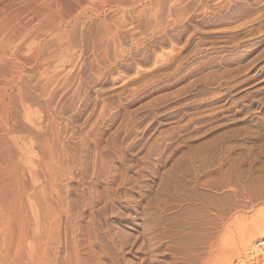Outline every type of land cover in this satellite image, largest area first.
<instances>
[{
	"label": "rangeland",
	"instance_id": "rangeland-1",
	"mask_svg": "<svg viewBox=\"0 0 264 264\" xmlns=\"http://www.w3.org/2000/svg\"><path fill=\"white\" fill-rule=\"evenodd\" d=\"M56 2L0 0L30 170L2 155L0 198L32 187L9 264H264V0ZM22 27L56 36L38 65Z\"/></svg>",
	"mask_w": 264,
	"mask_h": 264
},
{
	"label": "bare ground",
	"instance_id": "bare-ground-1",
	"mask_svg": "<svg viewBox=\"0 0 264 264\" xmlns=\"http://www.w3.org/2000/svg\"><path fill=\"white\" fill-rule=\"evenodd\" d=\"M41 1V0H40ZM46 1V4L49 3L50 1L54 3H56V5L58 4L56 2V0H44V2ZM43 2V0H42ZM51 4V3H50ZM45 5V4H44ZM55 5V6H56ZM48 6V5H47ZM50 6V5H49ZM52 6L49 7V9L51 8ZM54 7V5H53ZM50 9V11H53V8ZM35 8H33L34 10ZM47 9V10H49ZM36 10V9H35ZM49 11V12H50ZM37 12V11H36ZM48 12V11H47ZM46 12V13H47ZM33 14V13H32ZM53 20L55 18H52ZM51 19V20H52ZM55 21V20H54ZM52 21V22H54ZM61 23V22H60ZM60 23L58 22L57 24L54 25V28H57ZM62 27H67L66 24H63L61 25ZM53 27V25H52ZM26 28L25 27H22L21 30L18 31V34H16V37H18V35H21L23 36L24 38V35L26 37H29L28 39H31V41L33 42V46L34 48H32V60L34 61V63H38V62H41L42 59H43V47H42V40L44 39V37H50L49 40L47 41V43H50L52 47H54V49H56L57 47V44L55 43L56 42V36L52 33L53 32H49V33H41V31H33V32H29L27 31L26 32ZM17 32V31H16ZM14 34V33H13ZM20 36V37H21ZM7 49H4L3 47L0 48V135H1V139H0V157H2V155H4L3 157L4 158H7V154L8 153H12V148L14 147V149L17 147L18 150L19 148H21V150L19 151L20 153L18 154L17 150H16V153L18 154V156L20 157H17L16 155V158H18L20 160V163L19 164H16V166H13L11 167V169L9 170V173L10 175L11 174H22L23 176H25L24 174H27L28 172L30 173V170H29V167H28V170L25 169L27 167H23L25 163L24 161V158H23V155L25 153H22L24 152V150H22L23 148L19 146V144L17 143V140L15 142L14 138L12 137V134L14 135V133H12V129H13V124L14 122L16 121V114H18V110H19V107L20 105H22V110L24 113H27V108L24 106V103H23V100L21 98V92H22V75L24 73V69H25V65L26 63L24 62H20L17 55H19V53L17 54V52H12L9 53L8 51H6ZM19 52V51H18ZM30 52V51H29ZM41 64V63H40ZM38 65V64H37ZM39 67H42V66H39ZM24 79V78H23ZM25 85V84H24ZM22 110H19V111H22ZM17 122V121H16ZM14 132V130H13ZM10 137H11V141H10ZM9 138V139H8ZM40 142V140L38 141ZM37 142V143H38ZM36 143V142H35ZM18 144V145H17ZM16 145V147L14 146ZM38 145V144H37ZM19 146V147H18ZM22 146V145H21ZM41 146V145H40ZM40 149V148H39ZM53 149V148H52ZM51 150V149H50ZM49 150V151H50ZM53 152L54 150H52V153L50 151V153L53 155ZM15 153V151H14ZM41 153V152H40ZM49 153V154H50ZM56 153V152H55ZM14 155V154H13ZM45 155V153L43 154V156ZM48 155V154H47ZM6 156V157H5ZM27 156V155H26ZM25 156V157H26ZM30 156V155H29ZM54 156V155H53ZM53 156H51L53 158ZM2 157V162H3V158ZM11 157V156H10ZM28 157V156H27ZM39 157V156H38ZM49 157V156H48ZM15 158V159H16ZM31 158V157H29ZM46 158V156H45ZM50 158V157H49ZM8 159V158H7ZM7 159H5V161H7ZM0 160V161H1ZM11 160V159H10ZM18 160V161H19ZM27 161V159H25ZM55 157L54 159H51L50 162L48 161V163L45 162V159L42 160V162H39L38 164H34V165H38L37 169H39L40 171H42V175L43 174H48V176L52 174H57L56 173V168H55ZM4 161V163L6 164V162ZM9 161V160H8ZM7 161V162H8ZM12 161V160H11ZM14 161V160H13ZM17 161V162H18ZM37 161V160H36ZM56 161V160H55ZM2 162H0V166L2 165ZM16 162V161H15ZM27 162H32L30 159L27 161ZM57 162V161H56ZM24 164V165H23ZM8 165V163H7ZM14 165V164H13ZM4 166V165H3ZM10 166V164H9ZM27 166V165H26ZM35 166V167H36ZM2 168V166L0 167V169ZM6 168V166H5ZM34 168V167H33ZM6 169H9V168H6ZM2 170L4 169H1V173L0 174H3ZM6 171V170H4ZM31 171L33 172L32 168H31ZM39 171V172H40ZM8 173V171H6ZM36 172V171H35ZM5 173V172H4ZM6 174V173H5ZM32 174V173H31ZM39 174V173H38ZM9 175V174H8ZM28 175V174H27ZM41 175V176H42ZM38 176V175H37ZM16 177V175H15ZM40 178V177H38ZM47 178V176H46ZM50 178V177H49ZM12 179L14 180V177H12ZM11 179V180H12ZM18 179H19V176H18ZM57 179V178H56ZM21 181V179L19 180V182H16L17 184H19ZM43 181V180H42ZM51 182V180H50ZM54 182V181H53ZM56 182V181H55ZM5 182H3L4 184ZM10 183V182H9ZM26 183V181H25ZM28 183V181H27ZM26 183V184H27ZM26 184H23L22 182L20 183L19 186L17 185H14L16 187H18V189L16 188L17 190V195L12 198L14 200L10 201V200H7L6 198H0V204H1V209H0V228L4 229L5 231H9V229L11 228V225L13 224V217L14 214L16 215V219L14 218V220L18 221L19 223L21 222V224L23 225L22 223V220L28 213L29 210L26 209V203H25V200H26V197H27V193L29 191V188L31 189L32 187H29V183H28V186ZM1 182H0V187H1ZM9 185V184H8ZM31 185V184H30ZM51 185V184H50ZM13 186V185H12ZM49 186V185H48ZM4 187V186H3ZM29 187V188H28ZM14 188V187H13ZM34 189H37V188H34ZM43 189L45 188H41V190L43 191ZM3 190V189H2ZM5 190V189H4ZM15 190V191H16ZM32 190V189H31ZM46 190V189H45ZM45 190L43 191L45 193ZM53 190V189H52ZM13 190V192H15ZM49 191V190H48ZM33 192V191H32ZM31 192V193H32ZM41 193V191H38ZM42 192V193H43ZM53 192V191H51ZM1 193V191H0ZM34 193H37V191L35 190ZM55 193V192H53ZM33 194V193H32ZM40 195V194H39ZM39 195H36L39 196ZM44 195V194H43ZM6 196V195H5ZM4 196V197H5ZM34 197L35 195H29L28 197ZM11 197V196H10ZM29 199V198H28ZM27 199V200H28ZM37 200L41 199V198H35ZM26 200V202H27ZM33 201V200H32ZM36 201V200H35ZM39 202V201H38ZM26 210H27V213H26ZM19 214H18V212ZM14 212V213H13ZM30 213H28L27 215L29 216ZM26 216V217H28ZM33 216V215H31ZM29 218V217H28ZM20 219V220H19ZM31 220V218H30ZM14 221V222H16ZM33 221V220H32ZM26 223V222H25ZM21 224H16V225H21ZM25 228V226H23ZM23 227L21 226H17V229H23ZM1 229V231H2ZM26 229V228H25ZM3 230V232H4ZM12 230V229H10ZM20 231V230H18ZM28 231V230H27ZM15 232V231H14ZM10 233V232H9ZM1 234V233H0ZM7 234V232H6ZM24 234V232H23ZM22 234V235H23ZM2 235V234H1ZM13 235V234H12ZM15 237V236H14ZM18 237V236H17ZM20 237V236H19ZM12 238V237H11ZM21 238V237H20ZM21 240V239H19ZM14 241V239H13ZM2 242V241H1ZM14 244V243H13ZM18 244V243H17ZM16 244V245H17ZM20 244V243H19ZM5 245V243H4ZM21 246V245H20ZM3 247V245H2ZM8 247V245H7ZM17 247V246H16ZM23 247V246H22ZM6 248V247H5ZM1 249V248H0ZM7 249V248H6ZM5 249V250H6ZM10 249V248H9ZM8 250V249H7ZM4 251V250H2ZM0 251V264H9V260L7 258V255H6V252H2ZM9 251V250H8ZM12 251V250H11ZM14 252V251H13ZM12 253V252H11ZM14 256V255H13ZM17 257V256H16ZM20 257V256H19ZM11 260V259H10ZM13 261V260H12ZM15 261V260H14ZM17 263V262H16Z\"/></svg>",
	"mask_w": 264,
	"mask_h": 264
}]
</instances>
